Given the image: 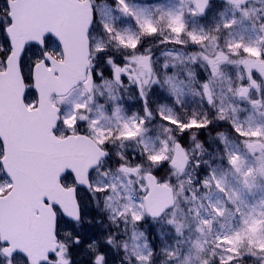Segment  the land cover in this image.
Wrapping results in <instances>:
<instances>
[{
  "label": "snow or ice",
  "instance_id": "6c2138e0",
  "mask_svg": "<svg viewBox=\"0 0 264 264\" xmlns=\"http://www.w3.org/2000/svg\"><path fill=\"white\" fill-rule=\"evenodd\" d=\"M0 264H264V0H3Z\"/></svg>",
  "mask_w": 264,
  "mask_h": 264
},
{
  "label": "rangeland",
  "instance_id": "374dc122",
  "mask_svg": "<svg viewBox=\"0 0 264 264\" xmlns=\"http://www.w3.org/2000/svg\"><path fill=\"white\" fill-rule=\"evenodd\" d=\"M3 0H0V4H2ZM149 3H166L167 0H148Z\"/></svg>",
  "mask_w": 264,
  "mask_h": 264
},
{
  "label": "trees",
  "instance_id": "16d2710c",
  "mask_svg": "<svg viewBox=\"0 0 264 264\" xmlns=\"http://www.w3.org/2000/svg\"><path fill=\"white\" fill-rule=\"evenodd\" d=\"M224 128H225V124L224 125H221L218 130L222 131ZM213 134H215V133H213Z\"/></svg>",
  "mask_w": 264,
  "mask_h": 264
}]
</instances>
